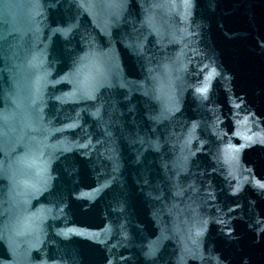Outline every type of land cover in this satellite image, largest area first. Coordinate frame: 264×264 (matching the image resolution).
<instances>
[{"label": "water", "instance_id": "water-1", "mask_svg": "<svg viewBox=\"0 0 264 264\" xmlns=\"http://www.w3.org/2000/svg\"><path fill=\"white\" fill-rule=\"evenodd\" d=\"M264 0H0V264H264Z\"/></svg>", "mask_w": 264, "mask_h": 264}, {"label": "snow or ice", "instance_id": "snow-or-ice-1", "mask_svg": "<svg viewBox=\"0 0 264 264\" xmlns=\"http://www.w3.org/2000/svg\"><path fill=\"white\" fill-rule=\"evenodd\" d=\"M261 187H264V185H261Z\"/></svg>", "mask_w": 264, "mask_h": 264}]
</instances>
